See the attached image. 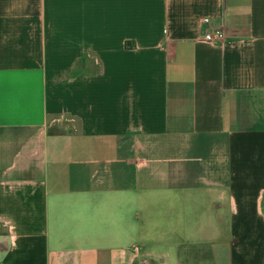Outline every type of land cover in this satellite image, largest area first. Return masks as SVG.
Masks as SVG:
<instances>
[{"label": "crops", "instance_id": "1", "mask_svg": "<svg viewBox=\"0 0 264 264\" xmlns=\"http://www.w3.org/2000/svg\"><path fill=\"white\" fill-rule=\"evenodd\" d=\"M0 264H264V0H0Z\"/></svg>", "mask_w": 264, "mask_h": 264}, {"label": "built area", "instance_id": "2", "mask_svg": "<svg viewBox=\"0 0 264 264\" xmlns=\"http://www.w3.org/2000/svg\"><path fill=\"white\" fill-rule=\"evenodd\" d=\"M205 39L208 41H219L223 39V33L221 30H216L214 33L206 34Z\"/></svg>", "mask_w": 264, "mask_h": 264}]
</instances>
